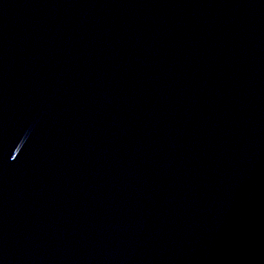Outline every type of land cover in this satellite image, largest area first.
I'll list each match as a JSON object with an SVG mask.
<instances>
[{
  "label": "water",
  "instance_id": "95a60500",
  "mask_svg": "<svg viewBox=\"0 0 264 264\" xmlns=\"http://www.w3.org/2000/svg\"><path fill=\"white\" fill-rule=\"evenodd\" d=\"M0 264H264V0H0Z\"/></svg>",
  "mask_w": 264,
  "mask_h": 264
}]
</instances>
